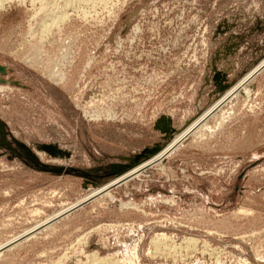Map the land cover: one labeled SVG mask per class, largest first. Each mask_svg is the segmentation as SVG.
Wrapping results in <instances>:
<instances>
[{
	"label": "rangeland",
	"instance_id": "rangeland-1",
	"mask_svg": "<svg viewBox=\"0 0 264 264\" xmlns=\"http://www.w3.org/2000/svg\"><path fill=\"white\" fill-rule=\"evenodd\" d=\"M2 1L0 264H264V68L68 212L260 65L264 0Z\"/></svg>",
	"mask_w": 264,
	"mask_h": 264
},
{
	"label": "bare ground",
	"instance_id": "bare-ground-1",
	"mask_svg": "<svg viewBox=\"0 0 264 264\" xmlns=\"http://www.w3.org/2000/svg\"><path fill=\"white\" fill-rule=\"evenodd\" d=\"M1 1L2 0H0V5H3L2 3H1ZM3 3L5 2V1H2ZM53 22H55V20H53L52 21V23ZM48 25V24H47ZM53 25V24H52ZM43 43V42H42ZM40 47V46H39ZM40 49V48H39ZM42 49V48H41ZM37 51V50H36ZM40 51V50H39ZM38 52V51H37ZM41 52V51H40ZM40 52L39 53H37V57H35V60L37 61V60H39L40 59V56L42 57V55H40ZM35 53V52H34ZM36 54V53H35ZM41 54H42V52H41ZM43 58V57H42ZM30 59H31V57H30ZM26 60V59H25ZM42 60V59H41ZM27 61H29V60H27ZM31 61H32V59H31ZM43 62V61H42ZM41 63V62H40ZM260 63V65H257L258 67H254L253 68V70L250 72L249 71V73L248 74H246L240 81H238V83L236 84V85H234V86H232L231 88H229V90L227 91V92H225V93H223L222 94V97L223 98H221V97H219L220 98V100H219V102H218V104L217 105H215L214 107H211L210 106V108H208V110L204 113V115H203V117L200 119L199 118V120L198 119H195V121L194 122H191L184 130H182V131H180L179 133H177L173 138H172V140H170V143L168 142V144H166L165 145V147L164 148H161L155 155H152V156H150L149 158H148V160L147 161H145L144 163H142V164H140V165H138V166H135V167H132L131 169H129V170H127L126 171V173L124 174V175H122L120 178H116V179H110L108 182H106L101 188H98L97 190H94V192L93 193H91L90 195H87L86 197H84L83 199H81V200H79V201H77L74 205H78V203L79 202H81L82 200H86L87 198H91V197H93V196H95V195H98V194H104V193H107L108 191H109V187L112 185V184H114L115 182H117L119 179H122V178H124V177H126V176H129V175H131V174H133V173H136L139 169H141V168H143V167H145V166H148L149 165V167L150 166H152V165H154V164H156V163H159L163 158H164V155L169 151V149L170 148H172V147H174L175 145H178L181 141H183V139H184V137L187 135V134H189V133H191V132H194V129L195 128H197V126H199L202 122H206L207 120H208V118H210V116H212L213 115V113L215 112V111H217L218 110V108L221 106V105H223V103H225V102H227V101H230V99H232L236 94H238L240 91H239V89H240V87H241V85L244 83V85L243 86H245L246 84H248L249 83V81L250 80H252V78H254V76L257 74V73H259L260 71H261V69H263L264 68V60L262 59V61L261 62H259ZM54 69V68H53ZM50 73H49V76L50 77H55L56 78V76L55 75H57V77H58V72H53V71H50V70H48ZM4 89V86H0V90H3ZM239 91V92H238ZM202 115V114H201ZM215 115V114H214ZM213 115V116H214ZM196 120H198V121H196ZM203 120H205V121H203ZM205 125V124H204ZM201 127V126H200ZM71 206H73V205H71ZM70 206V207H71ZM71 209V208H70ZM69 210V209H68ZM62 211H65V210H62ZM59 213V212H58ZM54 216V215H53ZM49 220V219H48ZM45 221V220H44ZM43 221V222H44ZM47 221V220H46ZM41 224V223H40ZM39 224V225H40ZM45 223H43V225H44ZM42 225V224H41ZM40 225V226H41ZM38 226V225H37ZM47 226V225H46ZM31 230V229H30ZM27 231H29V230H27ZM31 232V231H30ZM25 234V233H24ZM26 234H29V233H26ZM19 235H21V234H19ZM15 238H17V236L16 237H14V240H13V238L12 239H10L9 241H11L10 243H8V244H4V246L3 245H1L0 246V250H1V248H3V247H5V246H7V245H10V244H12V243H14L15 242ZM13 240V241H12ZM187 241V240H186ZM190 241V240H189ZM255 250H256V248H254ZM257 252H258V250H257ZM257 255V254H256ZM105 260H106V258H105ZM102 261H104V259L102 258Z\"/></svg>",
	"mask_w": 264,
	"mask_h": 264
},
{
	"label": "water",
	"instance_id": "water-1",
	"mask_svg": "<svg viewBox=\"0 0 264 264\" xmlns=\"http://www.w3.org/2000/svg\"><path fill=\"white\" fill-rule=\"evenodd\" d=\"M262 70V69H261ZM0 71L4 72V67L0 65ZM5 80L0 79V82H4ZM164 146V145H163ZM177 145H175L174 147L170 148L169 151L164 155V158L162 160L165 159V157L173 150L176 148ZM41 150L48 152L52 155L54 154H62V155H66L65 152H63L62 150L58 149L56 146L51 145V144H43L40 145L39 147ZM162 148V146L160 145H154L152 147H145L143 148L140 152L135 153L132 157L127 158V162H115L109 165V171L105 174H103L102 177L105 176H109L110 179H116V178H120L122 175H124L126 173L127 170L131 169L134 166H138L142 163H144L145 161L148 160V158L152 155H155L160 149ZM147 168H149L148 166H145L141 169H139L136 173H133L129 176H126L122 179H119L117 182H115L114 184H112L109 189L116 187L124 182H126L127 180L133 178L134 176H136L137 174L141 173L142 171L146 170ZM42 169V168H40ZM62 168H57V170H60ZM109 179V180H110ZM106 183V182H105ZM93 197L91 198H87L86 200L80 202L78 205H76L75 207L71 208L68 212L72 211L73 209H76L77 207L82 206L83 204H85L86 202H88L89 200H91ZM13 244L7 245L3 248H1L0 253L5 250L7 247L12 246Z\"/></svg>",
	"mask_w": 264,
	"mask_h": 264
},
{
	"label": "flooded vegetation",
	"instance_id": "flooded-vegetation-1",
	"mask_svg": "<svg viewBox=\"0 0 264 264\" xmlns=\"http://www.w3.org/2000/svg\"><path fill=\"white\" fill-rule=\"evenodd\" d=\"M0 65H1V64H0ZM1 66H2V65H1ZM4 70H5V69H4ZM2 73H3V72L0 71V74H2ZM0 79H2V78H0Z\"/></svg>",
	"mask_w": 264,
	"mask_h": 264
}]
</instances>
